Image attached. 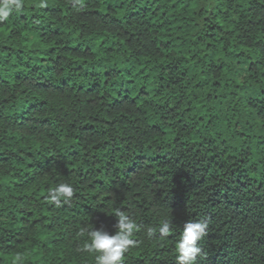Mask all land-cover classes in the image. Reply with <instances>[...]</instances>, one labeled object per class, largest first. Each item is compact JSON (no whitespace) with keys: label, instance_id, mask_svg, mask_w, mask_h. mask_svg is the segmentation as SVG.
I'll return each mask as SVG.
<instances>
[{"label":"trees","instance_id":"obj_1","mask_svg":"<svg viewBox=\"0 0 264 264\" xmlns=\"http://www.w3.org/2000/svg\"><path fill=\"white\" fill-rule=\"evenodd\" d=\"M117 211L138 226L122 264H177L188 220L208 224L195 264H264V0H23L0 21V264H95L88 230Z\"/></svg>","mask_w":264,"mask_h":264},{"label":"clouds","instance_id":"obj_2","mask_svg":"<svg viewBox=\"0 0 264 264\" xmlns=\"http://www.w3.org/2000/svg\"><path fill=\"white\" fill-rule=\"evenodd\" d=\"M23 0H0V21L6 20L13 11L21 10ZM40 6H45V0H40ZM74 195L73 186L69 183H59L48 192L47 199L57 206L62 202H68ZM117 231L109 234L103 228H91L88 230V239L84 243L83 252L93 254L95 264H122L125 253L136 245L133 239L137 224L122 211L115 213ZM208 224L202 220H188L183 224L179 240L176 243L177 264H195L201 253L198 241L206 234ZM159 234L167 237L171 231V221L163 220ZM156 229L147 228L146 235L152 238Z\"/></svg>","mask_w":264,"mask_h":264}]
</instances>
